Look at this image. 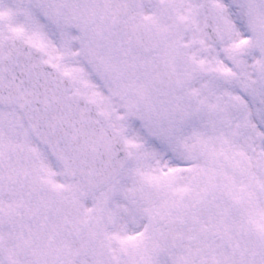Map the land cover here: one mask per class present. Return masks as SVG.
Listing matches in <instances>:
<instances>
[{
	"label": "snow or ice",
	"instance_id": "1",
	"mask_svg": "<svg viewBox=\"0 0 264 264\" xmlns=\"http://www.w3.org/2000/svg\"><path fill=\"white\" fill-rule=\"evenodd\" d=\"M0 264H264V0H0Z\"/></svg>",
	"mask_w": 264,
	"mask_h": 264
}]
</instances>
